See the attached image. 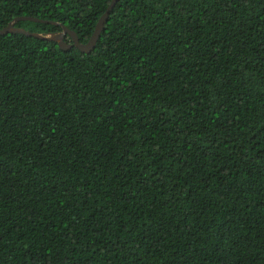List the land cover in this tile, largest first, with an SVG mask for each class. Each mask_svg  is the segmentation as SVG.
Wrapping results in <instances>:
<instances>
[{
	"label": "trees",
	"instance_id": "16d2710c",
	"mask_svg": "<svg viewBox=\"0 0 264 264\" xmlns=\"http://www.w3.org/2000/svg\"><path fill=\"white\" fill-rule=\"evenodd\" d=\"M110 3L0 29L85 44ZM0 264H264V0H118L90 53L0 35Z\"/></svg>",
	"mask_w": 264,
	"mask_h": 264
},
{
	"label": "water",
	"instance_id": "95a60500",
	"mask_svg": "<svg viewBox=\"0 0 264 264\" xmlns=\"http://www.w3.org/2000/svg\"><path fill=\"white\" fill-rule=\"evenodd\" d=\"M118 0H111V3L109 4V6L107 7L106 11L104 12V14L99 18V20L97 21L94 31L90 37V39L85 43V44H81L76 36V34L72 31H70L69 29H67L66 27L61 26V31L60 32H54V33H49L46 35H42V34H38V33H30L27 32L23 29L20 28H15L14 24L17 21H23V20H28V21H40L37 20L35 18L32 17H19L16 18L13 22H11L7 27L0 29V35L3 34H7L10 32H14V33H22L25 34L27 36H31V37H35L38 39H43V40H50V41H54L58 44V46L61 49H69L71 47H75L77 48L80 52L82 53H90L92 51V49L95 47L96 41L104 27V24L107 20V17L109 16L110 11L112 10L113 6L115 5V3ZM68 36L69 40L71 41V43H67L65 42V37Z\"/></svg>",
	"mask_w": 264,
	"mask_h": 264
}]
</instances>
